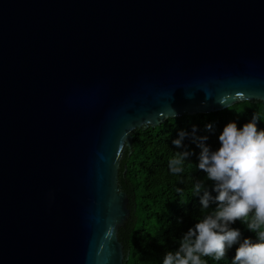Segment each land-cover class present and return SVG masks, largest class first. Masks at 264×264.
<instances>
[{"label":"water","instance_id":"95a60500","mask_svg":"<svg viewBox=\"0 0 264 264\" xmlns=\"http://www.w3.org/2000/svg\"><path fill=\"white\" fill-rule=\"evenodd\" d=\"M243 101L264 0H0V264H126L132 132Z\"/></svg>","mask_w":264,"mask_h":264},{"label":"trees","instance_id":"16d2710c","mask_svg":"<svg viewBox=\"0 0 264 264\" xmlns=\"http://www.w3.org/2000/svg\"><path fill=\"white\" fill-rule=\"evenodd\" d=\"M254 113L261 120L258 130L264 128V102L243 101L219 112L168 118L160 126L132 132V145L122 153L118 183L120 190L130 198L131 216L119 232L128 256L126 264H162L165 253L179 246L182 234L215 208L213 205L203 209L194 195L196 180L205 181L209 186L213 183L198 169L196 155L185 162L181 174L174 175L168 168V161L179 151L172 144L178 131L184 129L191 133L192 126L196 125L197 135H207V144L215 149L219 146L218 137L229 121H237L240 127ZM207 123L214 124V131L205 130ZM183 143L199 153L191 136ZM247 222L246 218H241L233 227H239L243 237L256 239V234L248 231ZM237 247L233 245L220 261L212 257L202 259L207 264H231Z\"/></svg>","mask_w":264,"mask_h":264},{"label":"clouds","instance_id":"9594fccd","mask_svg":"<svg viewBox=\"0 0 264 264\" xmlns=\"http://www.w3.org/2000/svg\"><path fill=\"white\" fill-rule=\"evenodd\" d=\"M259 121L255 113L240 127L237 121H229L215 149L207 144V135H197L196 125L191 133L178 131L172 144L179 151L168 161V168L174 175L181 174L185 162L196 155L198 169L213 183L196 180L194 195L203 209L215 208L182 234L179 246L165 253L162 264H207L203 257L220 261L233 245L238 247L231 264H264V128L258 130ZM205 130L214 131V124L207 123ZM189 136L198 154L184 145ZM241 218L247 219V229L256 239L243 237L241 229L233 227Z\"/></svg>","mask_w":264,"mask_h":264}]
</instances>
